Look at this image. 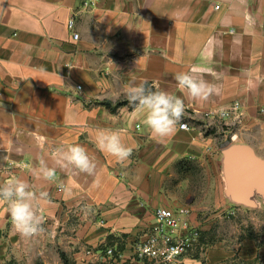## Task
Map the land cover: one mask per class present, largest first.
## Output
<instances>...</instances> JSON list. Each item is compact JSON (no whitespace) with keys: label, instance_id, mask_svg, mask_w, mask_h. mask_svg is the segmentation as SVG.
Returning a JSON list of instances; mask_svg holds the SVG:
<instances>
[{"label":"crops","instance_id":"obj_1","mask_svg":"<svg viewBox=\"0 0 264 264\" xmlns=\"http://www.w3.org/2000/svg\"><path fill=\"white\" fill-rule=\"evenodd\" d=\"M83 2L0 0V184L16 176L48 193L40 204L45 231L34 237L21 236L0 204V264H151L135 248L155 209L189 207L195 224V212L205 208L196 203L198 169L208 174L201 191L207 200L217 199L211 194L220 186L235 205L264 207L257 186L244 202L228 194L224 155L227 146L243 144L264 160V0ZM193 66L215 74H201L219 89L207 101L176 86V73ZM141 79L184 100L181 123L190 130L177 125L159 140L127 100L116 112L101 104L121 101L125 85ZM237 101L241 118L212 113ZM102 128L125 130L122 141L133 149L126 165L97 148ZM77 144L94 158L93 175L52 158V149ZM41 158L55 169L52 180L34 174ZM200 245L213 243L201 238ZM192 252L182 264H202ZM210 256L220 263L230 254L215 249Z\"/></svg>","mask_w":264,"mask_h":264},{"label":"clouds","instance_id":"obj_2","mask_svg":"<svg viewBox=\"0 0 264 264\" xmlns=\"http://www.w3.org/2000/svg\"><path fill=\"white\" fill-rule=\"evenodd\" d=\"M250 20L251 17L246 13L245 21ZM205 72L212 73V69L193 66L188 72L176 73L174 79L177 88L194 100L207 101L217 94L219 89L215 83L202 77L201 74ZM212 74L215 76L214 73ZM123 94L133 110L132 115L142 116V124L150 131L153 138L167 139L175 133L177 125L183 127L181 121L185 115L186 106L180 96L160 88L153 89L146 79L138 82L130 81L125 85ZM124 132V129L102 128L97 131L95 137L97 148L115 157L121 165H126L133 151L122 141ZM51 155L62 166H71L87 175L95 173L96 162L81 145L56 147L51 150ZM34 174L46 180H52L55 169L48 167L45 160L41 158L38 168L34 169ZM47 200L46 191L38 192L28 181L16 176H9L0 184V204L7 205L12 225L23 237L38 236L45 231L44 224L47 218L40 204ZM176 264H182V262L176 261Z\"/></svg>","mask_w":264,"mask_h":264},{"label":"rangeland","instance_id":"obj_3","mask_svg":"<svg viewBox=\"0 0 264 264\" xmlns=\"http://www.w3.org/2000/svg\"><path fill=\"white\" fill-rule=\"evenodd\" d=\"M120 100L126 102L127 99ZM194 177L200 190V200L196 203L205 206L195 212V224L201 238L213 245H198L192 253L202 264H264V207L235 205L225 197L220 186L215 195L211 194L217 199L209 201L208 196L201 193L208 183L207 172L198 169L194 171ZM249 242H253L254 247L247 245ZM215 249L227 251L230 257L220 263L212 262L210 252Z\"/></svg>","mask_w":264,"mask_h":264},{"label":"built area","instance_id":"obj_4","mask_svg":"<svg viewBox=\"0 0 264 264\" xmlns=\"http://www.w3.org/2000/svg\"><path fill=\"white\" fill-rule=\"evenodd\" d=\"M100 0H84L83 6L89 8L98 4ZM220 9V5L215 6ZM76 20L71 18L68 27L72 31L73 40L79 39L75 29ZM80 87V86H79ZM221 118H241L243 110L240 102H235L230 108L212 112ZM182 129L190 130L191 125L185 121ZM193 212L189 207H158L154 211L155 222L150 227L144 239L136 244V255L151 264H176L190 254L200 243L201 232L192 221ZM107 253L111 255L112 249Z\"/></svg>","mask_w":264,"mask_h":264},{"label":"water","instance_id":"obj_5","mask_svg":"<svg viewBox=\"0 0 264 264\" xmlns=\"http://www.w3.org/2000/svg\"><path fill=\"white\" fill-rule=\"evenodd\" d=\"M238 152H242L240 159L235 158ZM224 155L227 192L235 201L244 202L245 196L255 186L264 190V160L256 158L249 146L231 144L225 148ZM234 162L239 168L235 174L232 171Z\"/></svg>","mask_w":264,"mask_h":264},{"label":"trees","instance_id":"obj_6","mask_svg":"<svg viewBox=\"0 0 264 264\" xmlns=\"http://www.w3.org/2000/svg\"><path fill=\"white\" fill-rule=\"evenodd\" d=\"M101 104H103L104 106H106L110 111L112 112H116L117 109L123 105L126 104V102L124 101H119L115 104H113L111 101H108V100H104L101 102ZM207 243H210V242H207Z\"/></svg>","mask_w":264,"mask_h":264}]
</instances>
